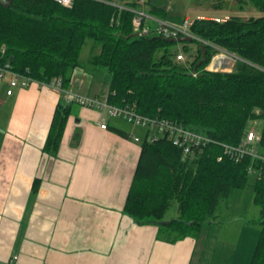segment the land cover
Wrapping results in <instances>:
<instances>
[{"label": "trees", "instance_id": "1", "mask_svg": "<svg viewBox=\"0 0 264 264\" xmlns=\"http://www.w3.org/2000/svg\"><path fill=\"white\" fill-rule=\"evenodd\" d=\"M227 1L233 0H220ZM236 2L240 9L252 6L261 16L232 15L219 22L195 19L189 28L193 39L183 42L180 51L161 35H135L139 32L132 25V12L101 0H74L71 8L54 0H0V64L9 62L14 72L38 82L60 77L66 89L71 72L85 68L80 54L90 41L92 54L87 62L110 75V104L234 146L250 122L261 121L257 152L264 159V0ZM125 5L136 7L135 2ZM149 12L164 16L154 5ZM191 45L196 46L192 61L177 60ZM201 45L205 61L194 71ZM213 46L240 58L231 72L207 69L216 54ZM71 112V104L60 99L42 152H57ZM115 131L125 135L121 129ZM263 159L245 157L234 162L218 145L199 149L194 158H183L167 139L148 142L143 137L123 211L137 224L160 225L172 241L197 237L203 226L216 221L221 201L245 187L252 169L256 173L253 203L259 208L261 232L250 264H264ZM172 201L177 203L178 217L165 221Z\"/></svg>", "mask_w": 264, "mask_h": 264}, {"label": "crops", "instance_id": "2", "mask_svg": "<svg viewBox=\"0 0 264 264\" xmlns=\"http://www.w3.org/2000/svg\"><path fill=\"white\" fill-rule=\"evenodd\" d=\"M152 5L150 0L148 11ZM245 11L234 15L254 17ZM92 84L90 72L77 67L65 90L107 97ZM2 85L0 108L8 113L0 114V264H250L261 226L247 209L231 212L236 217L215 237L217 221L178 241L160 225L137 224L123 211L140 152L132 134H119L109 121L101 129V114L78 105L82 111L71 112L57 152L46 154L61 93L31 84L8 96Z\"/></svg>", "mask_w": 264, "mask_h": 264}, {"label": "built area", "instance_id": "3", "mask_svg": "<svg viewBox=\"0 0 264 264\" xmlns=\"http://www.w3.org/2000/svg\"><path fill=\"white\" fill-rule=\"evenodd\" d=\"M54 1L62 7L71 8L74 0ZM101 1L114 6L119 10L123 9L132 12V25L134 29L141 34L161 35L167 39H178L181 37H190L193 39V36L189 31L192 21L185 19L179 26L169 24L149 13L147 6L150 0H136L135 8L127 7L125 5V1ZM215 21L219 22L221 20L219 18H215ZM201 42L204 43L203 41ZM213 48L216 51V54L212 57L209 66L213 63L221 62L220 67L222 68V63H225L229 66L231 62L236 63V61L240 60V58L232 53L226 52L218 47L213 46ZM226 58L228 59L227 62L225 60ZM176 59L182 62L188 61L182 56V54H179ZM232 67L233 65L230 68ZM207 69L212 71L217 70L218 67L215 69H210L207 67ZM0 81L7 83L8 89L6 90V95L8 96L12 94L14 89H25L31 84L55 89L61 93L66 104L75 103L81 107L97 110L101 114L99 122V127L101 129L107 128V121L109 118L124 120L136 127L143 129L145 131L144 137L148 142H154L161 138L167 139L174 147L181 151L183 158H194L196 155L195 151L197 149L204 148L211 144H219L223 147V155L228 156L234 162H239L245 157H250L251 159H263L257 152L260 143V136L254 130H247L244 133L240 143L235 146L220 144L212 140L210 137L191 131L180 124L164 119L142 116L130 108L112 105L108 102L107 97L104 99H98L94 97L89 98L79 94H73L69 90L62 88L60 77H55L47 83L35 81L27 75L14 72L9 62L0 64ZM130 138L135 143L139 144H141L143 140V138L133 135L130 136ZM220 159L221 157L218 158V160ZM251 170L252 169H249L250 173Z\"/></svg>", "mask_w": 264, "mask_h": 264}, {"label": "rangeland", "instance_id": "4", "mask_svg": "<svg viewBox=\"0 0 264 264\" xmlns=\"http://www.w3.org/2000/svg\"><path fill=\"white\" fill-rule=\"evenodd\" d=\"M151 3L161 8L164 11V16L158 17V18L174 26L181 25L186 18H188L190 21H193L200 16L205 17V18L206 17H211V18L217 17L221 20H225L232 15L234 16V13L237 11V9H239V5H240L239 3L236 2V0L227 1V2H220V0L215 1V2L201 1V0H151ZM216 5L217 7H219L218 5L220 6L223 5V9L226 8L225 11L224 12L216 11L217 10L215 7ZM248 6L249 5H246L243 7L246 9L245 12L247 14L252 12L251 8H249ZM251 15L254 17H257V16H260L261 13H259V11L255 9L254 13H252ZM198 19H203V18H198ZM183 45H184L183 43H176V46L174 47V49L181 51V48ZM91 46H92V43L90 41H87V43L84 45L81 51L80 62L85 67V69L90 72V75L93 77L92 88H94L95 90L96 87H98L99 89H102L105 93L106 92L108 93L109 84H110V75L104 69L92 68L87 62V59L92 54L90 51ZM195 51H196V46L191 45L189 47V51L186 54H182V56L186 58L188 62H191L194 57ZM225 60L227 62L228 59L226 58ZM232 63L233 62H231L229 66L225 63H222V68L218 66L217 70H212V71L213 72H231L235 64V63L233 64ZM213 64H216L214 68H211L212 64L208 67L210 69H215L217 67V64L219 65L220 62L213 63ZM232 65L233 67L230 68ZM3 86L4 85L1 86L0 90L4 91ZM71 106H72L73 113L78 114L80 111H82L81 108L74 103L71 104ZM6 110H7L6 108H0V114L1 115L7 114L8 112H6ZM88 112L90 111L88 110ZM77 119H78V116H76L74 120H77ZM108 121L111 123V125L127 133H130L133 136H138L140 138H143L145 135V131L143 129L136 127L124 120L117 119V118H109ZM261 125H262L261 121L250 122L247 126V130H254L256 133L259 134ZM214 141L218 142L216 140ZM211 145H217V144H211ZM255 180H256V173L251 172L248 175L246 185L243 189L234 190L231 193V196L229 197V199L221 201V203L218 206L217 212H216L217 222L215 221L216 224L212 228L214 237H215V234H217L216 232L217 228H220V234H221L223 231V228L229 225L227 222L232 223L233 218L236 216L231 215L233 214L231 212H235L234 210L238 211V208L247 209V212H246L247 217H249V219L256 222L257 226H259L258 222L261 220L259 208L256 205H253L252 203L253 188H254ZM226 208H229V210L226 211ZM252 216L253 218H250ZM177 217H178L177 203L175 201H172L170 203L168 210L165 213L164 220L170 221L172 219H176ZM205 264H207V261L205 262Z\"/></svg>", "mask_w": 264, "mask_h": 264}, {"label": "water", "instance_id": "5", "mask_svg": "<svg viewBox=\"0 0 264 264\" xmlns=\"http://www.w3.org/2000/svg\"><path fill=\"white\" fill-rule=\"evenodd\" d=\"M135 35H141L140 33H137ZM192 38L190 37H181L178 39H169V42L172 43H183V42H190ZM200 49L202 50L201 59L197 62V64L194 66V71L199 67L204 61H205V49L203 48V45L200 46Z\"/></svg>", "mask_w": 264, "mask_h": 264}, {"label": "bare ground", "instance_id": "6", "mask_svg": "<svg viewBox=\"0 0 264 264\" xmlns=\"http://www.w3.org/2000/svg\"><path fill=\"white\" fill-rule=\"evenodd\" d=\"M213 140V139H212ZM218 143V142H217ZM221 144V143H220ZM217 145H219V144H217ZM230 146H232V145H230ZM222 147V146H221ZM223 148V147H222ZM199 149H201V148H199ZM199 149H197L196 151H198ZM196 151H195V153H196Z\"/></svg>", "mask_w": 264, "mask_h": 264}]
</instances>
